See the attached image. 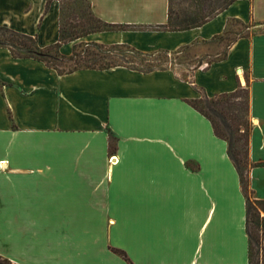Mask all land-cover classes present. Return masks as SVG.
I'll list each match as a JSON object with an SVG mask.
<instances>
[{"label": "crops", "instance_id": "1", "mask_svg": "<svg viewBox=\"0 0 264 264\" xmlns=\"http://www.w3.org/2000/svg\"><path fill=\"white\" fill-rule=\"evenodd\" d=\"M48 1L0 0V26L41 47L57 43L61 3L47 9ZM90 1L107 22L168 20L169 0ZM235 20L264 28V0H236L190 29L100 31L60 47L201 56L185 72L59 73L0 47V255L15 264H250L240 173L228 142L190 102L249 84L250 189L264 199V31L227 45L217 37Z\"/></svg>", "mask_w": 264, "mask_h": 264}, {"label": "trees", "instance_id": "2", "mask_svg": "<svg viewBox=\"0 0 264 264\" xmlns=\"http://www.w3.org/2000/svg\"><path fill=\"white\" fill-rule=\"evenodd\" d=\"M50 1L52 0L48 1L47 9ZM59 1L61 3L60 38L57 43L41 47L37 36L22 33L8 26H0V47L8 48L11 54L17 58L32 57L42 60L48 66L57 69L59 73H68L80 68L103 69L119 65L150 71L155 69L150 64H148L149 67L139 68L131 65L129 61H125L123 58L121 61H117L115 58L108 56V54L114 53V50L118 47L126 48L133 52L135 56L157 54L142 52L126 44L107 45L98 42L82 41L74 45L70 55L62 54L60 47L62 44L77 41L91 33L100 31L137 28L166 31L190 29L205 24L236 0H169L167 22L147 26L107 22L95 14L90 0ZM232 22L237 23L235 20L231 21L230 24ZM230 24L226 34L217 38L227 40L230 35L238 36V34H241L230 29ZM92 47L97 50H105V55L102 53L99 55L94 51H90ZM159 53H164L167 56L170 55L168 52L160 51ZM172 55L179 56L180 54L173 53ZM99 61L100 63L97 64ZM71 62L75 66L67 70L59 65V63L68 64ZM190 102L211 121L215 134L225 139L229 144V154L240 173L246 197L250 264H264V199L256 198L253 190L249 188L248 172L252 167L249 155L250 135L253 126L249 118L251 116L249 84L247 86H240L232 92L221 93L213 97L203 95V97L191 100ZM238 143L242 145L241 149L236 148ZM116 251L126 260L131 261L125 251L121 249ZM0 264L15 263L9 258L0 255Z\"/></svg>", "mask_w": 264, "mask_h": 264}, {"label": "rangeland", "instance_id": "3", "mask_svg": "<svg viewBox=\"0 0 264 264\" xmlns=\"http://www.w3.org/2000/svg\"><path fill=\"white\" fill-rule=\"evenodd\" d=\"M254 26H255V23H252L249 28H243V26H241L240 23L232 22L230 24V29H232L233 31L235 30L241 34H243V33L251 34V33H258L260 31H264V28H257ZM234 37H237V36L230 35L227 40H224V43L228 44L232 39H234ZM90 51H94L99 55L101 53L103 55H105V50H97V49H94L92 47V48H90ZM197 52H199V54L202 53L201 51H197ZM108 56L115 58V60H117V61H121L123 58V60L129 61V63L131 65L137 66L139 68L149 67L148 64H150L155 68H159V67L165 68V67L171 66V67L177 68L179 70H184V72L188 71V70L190 71L191 68H189V66L194 65V63L196 64L197 63L196 61H198L201 58V56L200 57L197 56L195 58L191 55H190L191 57H187L184 54H182V55L180 54L179 56L178 55L175 56V55L170 54L169 56H167L164 53H159V54L157 53L156 55H151V56H135L133 52L127 50L124 47H118L117 49L114 50V53L108 54ZM193 58H195V59H193ZM99 63H100V61L97 64H99ZM59 65L65 70H67L70 67L75 66V64L73 62L68 63V64L59 63ZM249 118L251 119V122L253 125L252 117L250 116ZM109 141H110V145L113 146L115 143V137L112 134L109 135ZM236 148L241 149L242 145H240L238 143ZM246 170H245V172H246ZM248 176H249V188H250L251 183H250V173L249 172H248ZM112 249L119 250L116 248H112Z\"/></svg>", "mask_w": 264, "mask_h": 264}]
</instances>
